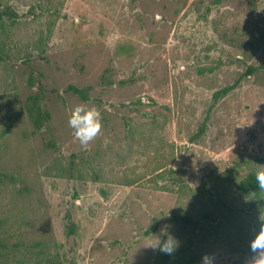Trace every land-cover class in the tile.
Here are the masks:
<instances>
[{
	"label": "rangeland",
	"instance_id": "obj_1",
	"mask_svg": "<svg viewBox=\"0 0 264 264\" xmlns=\"http://www.w3.org/2000/svg\"><path fill=\"white\" fill-rule=\"evenodd\" d=\"M5 9L18 17L0 20V264H253L264 190L239 185L264 170V0ZM40 89L50 117L36 130L26 104ZM77 105L101 113L87 145L68 123ZM165 227L172 254L149 247Z\"/></svg>",
	"mask_w": 264,
	"mask_h": 264
},
{
	"label": "clouds",
	"instance_id": "obj_2",
	"mask_svg": "<svg viewBox=\"0 0 264 264\" xmlns=\"http://www.w3.org/2000/svg\"><path fill=\"white\" fill-rule=\"evenodd\" d=\"M68 123L79 143L87 145L101 129V113L96 108L77 105L72 110ZM255 179L258 188L264 190V170L257 172ZM261 233H264V225L261 226L259 234L251 242L253 252L260 250L259 257L253 261V264H264V235ZM153 236L156 238V243L153 246H149L151 248H158L159 251L165 254H172L178 247V241L170 234L167 227L162 228L159 235ZM201 264H214V258L209 254H205L201 257Z\"/></svg>",
	"mask_w": 264,
	"mask_h": 264
},
{
	"label": "trees",
	"instance_id": "obj_3",
	"mask_svg": "<svg viewBox=\"0 0 264 264\" xmlns=\"http://www.w3.org/2000/svg\"><path fill=\"white\" fill-rule=\"evenodd\" d=\"M4 17H9V18H17V14L14 13L11 9H5V10H0V20L3 19ZM258 71V68L255 67H250L249 71L247 74H252ZM240 81L237 83L225 87L223 89L218 90L217 92L214 93L213 95V104L210 107L209 114L212 112L214 107L217 105V103L227 95H229L233 90H235L238 86ZM67 91L73 92L77 95H79L83 100L87 101L89 100L88 94L86 90L80 89L76 86H69ZM46 98V92L44 89H40L39 92L36 94H33L29 96L26 104V109L29 113V117L35 127L36 130H41L42 127L49 121V112L46 109L44 105V99ZM208 121H209V115L204 121L203 125L200 127L198 133L196 134V137H201L202 135L205 134L207 127H208ZM256 174H251L248 176V178L243 181L239 185V190L241 193L244 194H257L259 192V188L257 185V181L255 179ZM209 215H205L204 218L207 219L209 218ZM211 218V217H210ZM174 221L176 223L182 224V225H187V226H198L200 225V220H195L192 217L188 216H179L176 215L174 217ZM158 229V225L155 224L152 228L148 229L145 234L146 236H150L151 234L155 233Z\"/></svg>",
	"mask_w": 264,
	"mask_h": 264
}]
</instances>
